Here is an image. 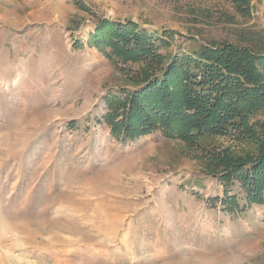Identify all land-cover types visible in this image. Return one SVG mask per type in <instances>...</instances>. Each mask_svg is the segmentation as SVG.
I'll return each instance as SVG.
<instances>
[{"label": "rangeland", "instance_id": "rangeland-1", "mask_svg": "<svg viewBox=\"0 0 264 264\" xmlns=\"http://www.w3.org/2000/svg\"><path fill=\"white\" fill-rule=\"evenodd\" d=\"M100 18L167 54L264 51V0H0V264H264V203L207 166L241 138L110 133L107 95L136 70L90 44Z\"/></svg>", "mask_w": 264, "mask_h": 264}, {"label": "trees", "instance_id": "trees-1", "mask_svg": "<svg viewBox=\"0 0 264 264\" xmlns=\"http://www.w3.org/2000/svg\"><path fill=\"white\" fill-rule=\"evenodd\" d=\"M158 41L131 20L100 18L95 24L90 44L117 69L136 70L130 84L107 95L110 133L134 140L159 130L193 144L203 136L236 135L247 147H207V166L220 167L221 180L237 183L245 202L264 203V122L251 119L264 111V51L215 42L174 55L162 52L166 43Z\"/></svg>", "mask_w": 264, "mask_h": 264}, {"label": "crops", "instance_id": "crops-1", "mask_svg": "<svg viewBox=\"0 0 264 264\" xmlns=\"http://www.w3.org/2000/svg\"><path fill=\"white\" fill-rule=\"evenodd\" d=\"M152 262L153 264H174V262L176 261H173L172 263L170 261H163V260H160L158 263L155 262V259H152Z\"/></svg>", "mask_w": 264, "mask_h": 264}]
</instances>
